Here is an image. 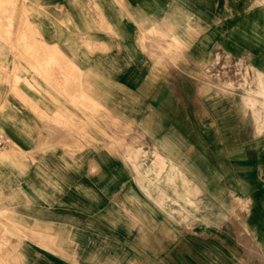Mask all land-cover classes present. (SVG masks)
Segmentation results:
<instances>
[{"label": "rangeland", "instance_id": "obj_1", "mask_svg": "<svg viewBox=\"0 0 264 264\" xmlns=\"http://www.w3.org/2000/svg\"><path fill=\"white\" fill-rule=\"evenodd\" d=\"M97 1L0 0V264L87 262L82 252L87 242L92 246L93 239L77 235L80 230L93 229L94 225L101 224L100 221L93 222L89 213L92 205L95 207L100 203L104 177L99 173L84 172L87 143L90 150L92 146L94 150L101 149L105 143L101 141V135L96 137L97 133L102 134V126L95 127L92 135L96 136L87 141L86 100L81 93L85 85L87 53L93 49L88 41L92 29L87 27V11L97 14ZM169 48L168 51L177 47L170 44ZM223 59L220 66L223 74L227 72L224 76H227L230 63L227 57ZM212 80L215 81L210 79L208 82ZM238 80L237 85H231L230 79L223 77L219 84L223 87V94L218 96L221 101H227L231 86L242 89L247 84L245 79ZM258 81V77L250 79L248 84L254 89L245 94L253 98L249 99L247 117L255 121L264 117V110L253 108L258 100L264 102V93H257L255 89L262 84ZM22 86L26 87L28 95L21 94ZM39 91H42L40 95L46 102L45 116L40 117L38 105L29 99L32 97V100L36 98L38 101ZM89 113L90 117L101 121L97 110H90ZM109 128L113 132L116 127ZM126 148L128 162L140 160L149 167V155L143 153L141 159L138 158L134 142L126 143ZM158 162L156 170L165 171L130 174V178L121 180L120 185L106 193L109 198L121 200L126 205L112 207L110 212L111 215L124 216V221L119 222L129 230L137 226L139 230L141 223L135 224L124 209L139 214L142 220L144 215L149 217L150 210L163 216L158 218V237L154 238L149 237L152 225L142 221L146 224L142 228L146 229L143 230L146 234L139 230L141 233L135 239L136 245L142 243L143 250L149 249L148 246L156 245L157 239L158 250L162 251L164 236L172 234L168 245L171 244L176 253L174 261L176 256L182 255V247L197 246L198 243L200 246L207 245V251L212 254L214 249L208 243L211 241L237 250L240 262L248 259L258 264L257 261L264 259V158H254L253 167L245 166L250 164L246 163V159L238 163L239 172L232 176L241 177V184L226 173L185 174L173 170L171 166L164 167L162 159ZM246 170L250 172L246 173ZM134 179L143 183L140 206L134 202L137 198ZM151 181L157 186L153 192ZM247 182L258 188L246 190ZM150 201L156 205L150 206ZM240 203L244 204L241 206ZM237 211L250 214L249 222L243 219L238 220L241 223L237 224L235 220L233 224ZM243 222L247 223V228L241 231ZM185 235L191 238L188 244L181 241ZM101 241V238L94 239L95 245L100 246ZM131 253L127 252L131 260L135 258L142 264L150 261L148 253ZM95 255L91 259L101 264L102 257ZM158 256L159 264H166L164 254L159 253ZM116 260L111 258V264H117ZM232 260L237 263V259Z\"/></svg>", "mask_w": 264, "mask_h": 264}, {"label": "crops", "instance_id": "obj_2", "mask_svg": "<svg viewBox=\"0 0 264 264\" xmlns=\"http://www.w3.org/2000/svg\"><path fill=\"white\" fill-rule=\"evenodd\" d=\"M97 9V14L87 11V27L92 29L88 41L93 49L87 53L85 85L81 93L86 100L87 141L101 135L105 143L97 150L93 146L90 150L87 143L84 172L104 177L100 203L89 208L93 222L101 224L80 230L77 235L93 239L92 246L87 242L82 252L87 260L85 264H100L91 259L95 254L102 257L101 264H111V258H117V264H142L135 258L134 261L128 258L131 252L148 253V264H159V253L164 254L166 264H255L248 259L240 262L237 250L212 241L208 243L214 249L213 255L207 251V245L198 243L182 247V255L176 256L174 261L176 253L171 244L168 245L172 234L164 236L162 251L158 250L157 239L155 246L143 250L142 243L135 244L141 233L139 230L146 234L143 231L146 229H142L146 224L142 221L152 225L149 237L154 238L158 237V218L163 216L150 210L149 217L144 215L142 220L139 214L124 209L135 224L141 223L139 230L137 225L129 230L119 222L124 221V216L110 212L112 207L126 205L121 200L109 198L106 193L120 185L121 180L130 178V174L158 172L156 154L165 159H162L164 167L173 164L181 173H226L230 176L239 172L238 163L243 159L250 163L245 166L253 167L254 158H264V120L247 117L249 99L253 98L245 95L253 91L248 81L255 77L263 83L255 87L256 92L264 93V0H98ZM170 44L177 48L168 51ZM225 57L230 63L227 76L220 66ZM222 76L229 78L231 85H237L238 79H245L247 84L242 89L231 86L227 101H221L218 96L223 94V87L219 85ZM210 79L215 81L208 82ZM26 91L22 86L23 96L29 94ZM41 93L38 92V101L29 97L38 105L39 117L46 112ZM253 107L263 110L264 102L258 101ZM90 110H97L101 121L90 117ZM100 126L102 134L92 135V130ZM110 126L116 127L113 132ZM128 128L131 130L127 133ZM131 142L135 143L138 158L141 159L143 153L149 155V167L140 160L127 161L126 143ZM232 178L241 184V177L234 175ZM133 182L137 190L134 202L140 206L143 183L135 179ZM256 188L247 182L246 190ZM150 189L153 192L157 186L150 183ZM247 200L252 204L249 198ZM150 203V206L156 205ZM249 215H245L246 222H249ZM111 221L118 223L115 225ZM95 238L102 239L100 246L95 245ZM190 239L185 235L181 241L188 244ZM120 255H123L121 259ZM232 259H237V263ZM257 262L264 264V259Z\"/></svg>", "mask_w": 264, "mask_h": 264}, {"label": "bare ground", "instance_id": "obj_3", "mask_svg": "<svg viewBox=\"0 0 264 264\" xmlns=\"http://www.w3.org/2000/svg\"><path fill=\"white\" fill-rule=\"evenodd\" d=\"M260 2V1H259ZM263 2V1H262ZM25 30V29H24ZM150 36V35H149ZM150 38V37H149ZM10 41V40H9ZM148 43V42H147ZM146 43V44H147ZM27 46V45H26ZM148 46V45H147ZM155 46V45H154ZM33 48V47H32ZM148 48V47H147ZM162 49V48H161ZM170 49V48H169ZM36 50H37V48H36ZM52 50V49H51ZM16 51V50H15ZM149 51V50H148ZM155 51V50H154ZM45 52V51H44ZM47 52V51H46ZM163 52H165V51H163ZM180 53V52H179ZM24 54V53H23ZM46 54V53H45ZM156 55V54H155ZM168 59V58H167ZM50 64V63H49ZM37 67V66H36ZM260 76V75H259ZM260 81V80H259ZM258 81V82H259ZM257 82V83H258ZM261 82V81H260ZM259 84V83H258ZM263 84V83H262ZM260 86V85H259ZM262 86V85H261ZM212 87V86H211ZM259 89V88H258ZM259 91V90H258ZM251 93V92H250ZM252 95V94H251ZM254 95V94H253ZM74 96V95H73ZM245 97V96H244ZM249 97V96H248ZM259 97V96H258ZM250 98V97H249ZM263 100V99H262ZM259 101V100H258ZM244 103V102H243ZM249 103H250V101H249ZM256 105H258V104H256ZM85 106V105H84ZM246 106V105H245ZM247 107H249V106H247ZM254 108V107H253ZM257 109H259V108H256V111H257ZM261 109V108H260ZM252 110V109H251ZM264 110V109H263ZM254 112V111H253ZM263 115V114H262ZM253 117H254V115H253ZM259 117H260V115H259ZM263 117V116H262ZM255 118V117H254ZM64 119V118H63ZM260 120V119H259ZM261 120H263V119H261ZM256 125H257V123H256ZM262 127V126H261ZM260 127V128H261ZM48 128V127H47ZM256 128H259V127H256ZM61 129V128H60ZM260 131V130H259ZM258 131V132H259ZM262 131V130H261ZM264 131V130H263ZM63 132V131H62ZM260 134V133H259ZM63 141V140H62ZM12 145V144H11ZM140 152V151H139ZM153 154V153H152ZM155 157H156V159H158V160H161V159H163V158H161V156L160 155H155ZM157 160V161H158ZM164 161H165V159H163ZM156 160H152V162H155ZM161 162V161H160ZM159 163V162H158ZM162 163V162H161ZM160 163V164H161ZM155 164H156V162H155ZM159 164V165H160ZM165 164V163H164ZM163 165V164H162ZM166 165V164H165ZM172 166H171V168L173 169V170H177V171H179V169H178V167H175L173 164H171ZM157 166V165H156ZM158 167V166H157ZM161 165H160V169H161ZM172 169H171V172H172ZM159 171V170H158ZM150 172V171H149ZM160 172V171H159ZM159 172H157L156 174H158ZM180 172V171H179ZM154 173V172H153ZM146 174V173H145ZM157 177H158V175H157ZM171 180H173V182L175 181L174 180V178H172ZM171 180L169 181V182H171ZM152 183V182H151ZM145 189V188H144ZM160 191V190H159ZM161 192V191H160ZM164 192V191H163ZM236 192V191H235ZM145 193H146V191H145ZM148 193V192H147ZM159 194V193H158ZM147 195H149V194H147ZM167 195V194H166ZM157 197H160V195L159 196H157ZM163 197V196H162ZM168 198H169V196H167ZM150 198V197H149ZM230 198H232V197H230ZM160 200V199H159ZM241 200V199H240ZM161 201H162V199H161ZM190 201V200H189ZM246 201V200H245ZM175 202V201H174ZM234 202H235V199H234ZM247 202V201H246ZM190 203V202H189ZM241 204V203H240ZM244 204V203H243ZM243 204H241V206L243 205ZM191 205V204H190ZM245 206V205H244ZM181 207V206H180ZM239 209V208H238ZM171 210H173V209H171ZM239 210H241V209H239ZM170 211V210H169ZM174 211V210H173ZM172 211V212H173ZM239 217V218H238ZM197 218V217H196ZM243 219H244V221H245V214L242 212V211H237V214H236V216L234 215L233 216V224L235 223V220H237V224L238 223H241L240 221H243ZM9 220V219H8ZM238 220H240V221H238ZM246 228H247V223H245V222H243L242 223V225H241V227H240V229H241V231H244V230H246ZM244 236H246V233L244 234ZM8 237V236H7ZM248 237V236H247ZM248 239L250 240L251 238L250 237H248ZM249 240H248V242H249ZM11 241V240H10ZM37 241V240H36ZM251 242V241H250ZM48 245V244H47ZM135 263V262H134Z\"/></svg>", "mask_w": 264, "mask_h": 264}, {"label": "built area", "instance_id": "obj_4", "mask_svg": "<svg viewBox=\"0 0 264 264\" xmlns=\"http://www.w3.org/2000/svg\"><path fill=\"white\" fill-rule=\"evenodd\" d=\"M1 140H2V137H1V134H0V143H1Z\"/></svg>", "mask_w": 264, "mask_h": 264}]
</instances>
